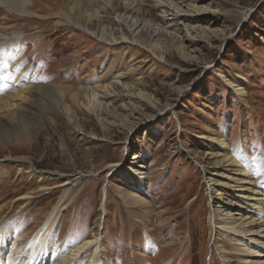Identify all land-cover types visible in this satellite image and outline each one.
Returning a JSON list of instances; mask_svg holds the SVG:
<instances>
[{
    "label": "rangeland",
    "instance_id": "rangeland-1",
    "mask_svg": "<svg viewBox=\"0 0 264 264\" xmlns=\"http://www.w3.org/2000/svg\"><path fill=\"white\" fill-rule=\"evenodd\" d=\"M159 1L170 0H21L34 16L0 7L1 32L15 37L0 41L12 57L0 60L3 101L13 103L0 118V264H60L93 233L97 248L70 264L92 255L94 264L264 262L237 233L209 223L245 201L220 185L232 174L219 154L253 173L264 196V0H186L176 16ZM188 3L205 11L187 13ZM97 87L119 96L100 97L109 107L88 111ZM19 112L38 123L30 140L13 138ZM27 121L20 130L34 127ZM211 180L227 207L208 204ZM35 234L43 241L31 255Z\"/></svg>",
    "mask_w": 264,
    "mask_h": 264
},
{
    "label": "bare ground",
    "instance_id": "bare-ground-1",
    "mask_svg": "<svg viewBox=\"0 0 264 264\" xmlns=\"http://www.w3.org/2000/svg\"><path fill=\"white\" fill-rule=\"evenodd\" d=\"M172 1L173 0L166 1V2L164 1L163 3H162V1H159V3L161 5H163L168 12H171V16H176L178 14V12L183 11V10H180L179 7H177V5L179 3H181L183 5V2H185L186 0H176V5H172V3H171ZM192 2L194 4V3H196V0H192ZM186 5H187V7H189V9L187 8L188 10L185 11L187 13H196L197 14L198 12L201 13L202 11L203 12L205 11V8L197 7L195 5H191V3L190 4L188 3ZM0 7L4 8V10L6 12H9V13L10 12L12 13L15 10H18V11L22 10L25 13V16L26 15H30V16H34L35 15L32 11H30L29 5L26 7L28 9V11H26V10L24 11L25 6L21 3V0H0ZM121 10H122V8H121ZM24 13L21 15L22 17L24 16ZM120 18H121V16H120ZM119 22H123V21L120 20ZM2 30H6V28L0 26V41H1V39H5L7 41H13L12 39H15V37L11 38V36H7L6 32L2 33V32H4ZM3 42H4V40H3ZM2 58H6V59L9 60L12 57L11 56H7V55L3 56L2 53L0 52V60ZM222 77L224 79H226V77L224 75H222ZM0 81H1L0 82V95H1L0 96V102L2 100V102L0 103V118H4V116H2L3 112H5L9 107L13 106V103L12 104H8V102H4L3 101V99L5 97L9 98L10 96H5V94L3 93L4 88L2 89V87L6 84L5 80L2 79ZM229 83L231 85V88H233L235 90V92H237L239 94L242 93V91H243L242 87H240L239 85L234 84V83H232L230 81H229ZM123 88L125 90H127V87L124 86ZM36 89H38V87ZM96 89H98V87ZM97 91L101 92L102 94L97 93ZM130 94H131L130 96H132V97H133V95H135L136 99L139 100V101L145 100L144 97L141 96V94H135V93L134 94L130 93ZM14 96H17V97L20 96V90H17V92H16V94ZM118 96L113 90H111L110 87H103L102 90L101 89L94 90V91L91 92V95L88 98V102H86L87 110L88 111L90 110V111L94 112L96 110L106 109L109 106L107 104H106L107 106L104 105L105 103L102 104L103 102L100 101L99 98L100 97H115L116 98ZM73 99L75 101V97H73ZM9 103H11V102H9ZM62 112H64V111L62 110ZM24 116L25 115L23 113L19 112L15 116V118H13L14 120H13V126L12 127H17L16 128L17 131L15 132L13 138H15L17 141L30 140L33 132L36 131V128H37V124L38 123H34V121H32L31 118H25ZM25 119L26 120L29 119V121H27V124H29V125L34 124V127L32 129L30 127H25L23 130H20L22 128L19 129V124H21ZM5 126H6L5 125V121H3V123L0 121V135L4 132V130H5L4 127ZM6 135L7 134H5L4 136H1L0 138L2 140H4L7 137ZM206 139L213 146L219 147L222 150L225 149V147H226V144L221 139H215L213 137H206ZM12 142H14V141H12ZM208 155L210 157L217 156V154H214L212 152L209 153ZM20 158H24V157H20ZM218 158H219L218 163L220 164V166L222 168H225L226 171H228V172H230L232 174L231 176H227V175L223 176V178L226 179V181H224L220 185H222L223 189L226 190V188H228L230 193L235 194V198L236 199L245 200V201H243L242 202L243 204L239 206L240 208L236 209L237 211H235V210L227 211L226 210V213H224L223 215H220V216H217V215L209 216V223L211 225V228H219V229H222L223 231H226V232H229V233H232V234L237 233L235 235L237 237H240V240L242 242L246 241V243H248V245L254 246L256 249L261 251L260 252V251H249L248 250L250 252L249 256H251V257H263L264 256V196L259 192L258 186L255 185L256 182H254L253 177H252L253 175H251L253 173L250 174L249 171L244 168V165L241 162L231 158V155H230V157L227 156V154H225V153L221 154V155L219 154ZM9 159H10V161H14V162L23 161L22 159H13V157H5V160H9ZM133 159H135V161H132L131 163L134 164V165H136L137 162H140V160L137 161V159H139L138 156H134ZM118 165H120V164L118 163ZM116 166H117L116 164H111V167H113V168L116 167ZM228 167H231V169H228ZM37 172H39V171H37ZM136 173L139 175L138 178H145L143 172H138L137 171ZM35 174H37V173H35ZM42 178H43L42 174L39 173L38 179L39 180H43ZM55 178L63 179L65 182L68 179L67 176H63L62 174H59V175L58 174H56V175L53 174L52 179H55ZM214 185L215 184H214V182L212 183V180H211L210 184H208V189H209V194H208V197H209L208 200L209 201H208V204L210 205V202L215 199V200L219 201L218 204H216L217 207H227L225 205L228 204V201L222 199L223 198L222 196L223 195H227V193L224 192V190L217 191L215 189ZM102 193H103L105 198L101 202V210L103 209V212H105V209H106V205H105V203H106V186L103 187ZM120 196H121V198H123V201L125 203L128 202V204H132V205H135V206H139V207L145 208L144 207L145 206L144 205L145 202L140 197H138V196H136L134 194L122 193ZM220 203H222V204L219 206ZM145 213H147V212H145ZM150 218H147L146 220L149 222ZM151 220H152V218H151ZM46 228H47V225H44V228H42L41 230H43V232H44V230L47 231ZM254 228H258V229L254 231L253 230ZM39 235H41V234L39 233ZM39 235L35 234V235H33L30 238V240L32 241V243L31 242L30 243L33 246L32 251H31V255H33L35 253L36 249L38 248L37 246H39L40 243L43 241V239H42L43 237L39 238ZM42 236H44V235L42 234ZM96 236L97 235L95 233H93V236L91 238L86 239L83 242L77 244L75 247H73L66 255H64L62 257V259L59 261L60 264H70L71 262H74V260L77 257H79L82 254V252H84L89 247L90 248L91 247L97 248L98 238ZM247 236H249L250 238L248 239ZM253 237H258V238L262 239L263 241L260 242L258 240H254ZM173 241H174V239L172 238L167 243L168 245H165V246L166 247L167 246L170 247L173 244ZM152 249L153 248L150 247V248L146 249V251H148L149 253L150 252L152 253ZM161 249H163V248H161ZM1 250L3 251L4 249L2 248ZM4 254H5V252H4ZM155 254H158V248H156V253ZM94 257L95 256L92 255L89 264H94ZM174 260H175V258H174ZM154 261L155 260L152 259V262H154ZM154 263H156V262H154ZM237 263L238 264H245V263H248V262L239 260V261H237ZM250 263L259 264V262H250ZM16 264H18V262ZM148 264H151V263H148ZM262 264H264V262H262Z\"/></svg>",
    "mask_w": 264,
    "mask_h": 264
}]
</instances>
